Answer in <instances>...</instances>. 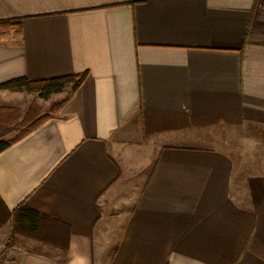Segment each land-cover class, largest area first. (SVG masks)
<instances>
[{
    "label": "crops",
    "instance_id": "1",
    "mask_svg": "<svg viewBox=\"0 0 264 264\" xmlns=\"http://www.w3.org/2000/svg\"><path fill=\"white\" fill-rule=\"evenodd\" d=\"M10 19L0 83L86 74L0 154L9 211L69 230L16 264H264V0H0Z\"/></svg>",
    "mask_w": 264,
    "mask_h": 264
},
{
    "label": "trees",
    "instance_id": "2",
    "mask_svg": "<svg viewBox=\"0 0 264 264\" xmlns=\"http://www.w3.org/2000/svg\"><path fill=\"white\" fill-rule=\"evenodd\" d=\"M21 26L22 19L0 21L1 31L14 30L17 34H20ZM85 78L86 74H70L38 80L18 77L0 83V91H26L30 94H38L44 100L49 99L54 94L63 92H66L68 97L81 87ZM67 97L57 106L62 105L67 100ZM32 110L31 112L28 111L21 121H19L21 119V112L18 109H5L0 111V154L37 129L47 120L49 115H40L31 118L30 114H36L34 109ZM13 133L16 135L12 139H5ZM9 221L14 223V228L18 235L40 243L54 245L63 254H67L68 228L48 220L39 212L24 204H20L14 210L9 211L0 198V229ZM12 264H16V262H12Z\"/></svg>",
    "mask_w": 264,
    "mask_h": 264
},
{
    "label": "rangeland",
    "instance_id": "3",
    "mask_svg": "<svg viewBox=\"0 0 264 264\" xmlns=\"http://www.w3.org/2000/svg\"><path fill=\"white\" fill-rule=\"evenodd\" d=\"M66 93V92H65ZM67 94V93H66ZM31 97V105L29 109L26 111H22L23 113L21 115V119L26 116V113L28 111L31 112L32 109H34L36 114H30V117L34 118L37 116H40L42 114L49 115L51 111H53L57 105L61 102L58 95H52L49 99L44 100L42 99L38 94H33ZM20 111V109H19ZM33 111V110H32ZM24 112H26L24 114ZM29 115V114H28ZM15 136V133L9 135L8 138H12ZM248 142V141H247ZM238 143V142H237ZM248 144L252 145L253 142L250 140ZM5 237V245L1 248L0 246V264H12V262H16L15 260V254L16 252H34L37 254H44L42 250L33 249L31 246H29L28 242L22 239L23 236L18 235L14 228V223L12 221H9L6 223L1 229H0V242L2 244V239ZM21 237V238H20ZM25 238V237H24ZM26 239V238H25Z\"/></svg>",
    "mask_w": 264,
    "mask_h": 264
}]
</instances>
